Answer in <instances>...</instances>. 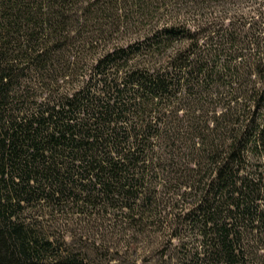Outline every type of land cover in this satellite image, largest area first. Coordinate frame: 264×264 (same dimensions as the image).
<instances>
[{
  "label": "trees",
  "instance_id": "16d2710c",
  "mask_svg": "<svg viewBox=\"0 0 264 264\" xmlns=\"http://www.w3.org/2000/svg\"><path fill=\"white\" fill-rule=\"evenodd\" d=\"M153 256L264 264V0H0V264Z\"/></svg>",
  "mask_w": 264,
  "mask_h": 264
},
{
  "label": "rangeland",
  "instance_id": "374dc122",
  "mask_svg": "<svg viewBox=\"0 0 264 264\" xmlns=\"http://www.w3.org/2000/svg\"><path fill=\"white\" fill-rule=\"evenodd\" d=\"M154 258L153 264H155L156 262L159 264V262L161 263V260L159 259V257L153 256L151 258H146L147 260H152ZM138 261H140V259H138ZM130 263V262H128ZM131 264V263H130ZM136 264V263H135ZM138 264V263H137Z\"/></svg>",
  "mask_w": 264,
  "mask_h": 264
}]
</instances>
